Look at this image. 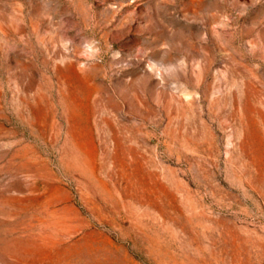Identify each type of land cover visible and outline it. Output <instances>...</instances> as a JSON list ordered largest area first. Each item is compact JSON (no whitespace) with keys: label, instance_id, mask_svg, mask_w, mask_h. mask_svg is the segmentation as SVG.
I'll return each mask as SVG.
<instances>
[{"label":"rangeland","instance_id":"1","mask_svg":"<svg viewBox=\"0 0 264 264\" xmlns=\"http://www.w3.org/2000/svg\"><path fill=\"white\" fill-rule=\"evenodd\" d=\"M0 264H264V0H0Z\"/></svg>","mask_w":264,"mask_h":264}]
</instances>
